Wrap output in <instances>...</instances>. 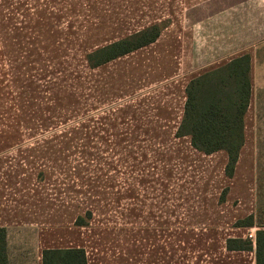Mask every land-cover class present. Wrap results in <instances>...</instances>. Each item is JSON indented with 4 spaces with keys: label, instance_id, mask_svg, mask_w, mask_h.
Instances as JSON below:
<instances>
[{
    "label": "crops",
    "instance_id": "obj_1",
    "mask_svg": "<svg viewBox=\"0 0 264 264\" xmlns=\"http://www.w3.org/2000/svg\"><path fill=\"white\" fill-rule=\"evenodd\" d=\"M153 26L160 28L155 42L101 66L89 65L90 53ZM24 50L34 60L45 53L55 60L63 58L57 54L68 55L66 60L77 55L99 77L122 81L95 82L100 100L111 107L93 118L92 135L85 128L83 133H36L34 126L53 125L51 112L38 117L36 104L29 108V120L22 119L21 87L15 75L6 80L11 74L5 61L20 60ZM244 54L251 57V98L245 143L229 178L224 151L199 152L177 131L189 82ZM116 62L117 68L111 67ZM259 88L264 89V0H0V228L7 231L9 263L43 264L46 251L84 250L87 264H256L254 251L229 250L227 240H254L257 230L235 226L255 211V203L245 209L237 195L242 203L234 207L232 191ZM121 90L123 103L111 102ZM90 137L108 143L93 156L114 157L108 165L93 166L96 201L85 196L83 159L71 168L61 155L70 147L74 151L68 141ZM38 140L50 143L22 146ZM146 142H158L162 149L171 142L161 164L173 149L186 164L197 155L222 154L225 200L218 184L210 194L209 181L166 180L176 172L174 165L150 164ZM75 148L77 157L86 153L84 144ZM52 151L56 159L48 154ZM230 209V216L222 214ZM87 211L88 224H76Z\"/></svg>",
    "mask_w": 264,
    "mask_h": 264
},
{
    "label": "rangeland",
    "instance_id": "obj_2",
    "mask_svg": "<svg viewBox=\"0 0 264 264\" xmlns=\"http://www.w3.org/2000/svg\"><path fill=\"white\" fill-rule=\"evenodd\" d=\"M40 56L43 57L35 60L29 59L28 51L24 50L22 51V57L20 60L5 61L6 74H11V76H6V80H12L15 75V83L21 87V109L22 111L24 110L22 113V119L29 120L33 113L32 110L30 115L29 108L31 107V109H33L34 104H36L38 117H43L45 113L49 111L53 118V125L50 126L51 129L40 130V126H34L33 130L36 131V133L45 135H48L49 133L61 134L65 132L83 133V129L85 128V131L92 135L95 130V126L92 123L93 118L103 116V114L108 111L107 108L111 107V105L108 104L107 99L100 100L98 93H96L95 82L98 83L99 80H102L105 84L113 83L115 86L122 84V81H119L117 76L107 78L104 76L99 77V74L90 71L80 59L81 57L78 58L77 55L76 57L73 56L74 58H70V60L63 59L68 55L61 54L54 55V57H63L58 60L52 59L51 57L53 55L51 53H45ZM115 66H117V62L111 67ZM121 91L122 92L118 91V93H116L117 99L111 102H114L115 104L123 103L125 93L124 90ZM34 97H36V99H34ZM99 102H102V104H99ZM49 106L52 107V111L48 109ZM251 113V124L248 126L249 140H247V145L240 164L241 170L234 182V189L232 191L233 198L235 199L232 202V205L236 207L239 202H243L242 204H244L245 209L250 208V205H254L256 201V177L257 175L264 173V89L259 88L256 91ZM64 117H67L68 123L63 121L65 120ZM83 122L84 125H82ZM47 143H50V141H25L22 142V146L37 145L38 148H41L43 145L46 146ZM58 143L62 142L53 141V144ZM68 143L74 145V151L72 150L73 148L70 147L68 148V155H65V151H60L59 154L62 152L61 155L63 159L67 161L68 166L71 168L76 166L78 160L80 161V159H83V165L85 166L84 177L86 199L93 201L94 198L95 201L98 200L96 194L98 190H95L93 187L94 176L97 175V173L94 172L93 166L108 165L114 160V157L108 155L102 156L97 153L93 156V151L107 147L108 143L93 139L92 137H90V139H85L84 141L70 140ZM157 143L158 142H146L142 145L150 151V156L148 157L150 164L156 163V161L158 164H161V161H163V155L169 150L170 146H168V144L171 142H165V147L163 149L162 144L160 147ZM77 144H79V147L84 144L86 153L83 157L76 156L75 145ZM135 146L140 148L141 143L136 142ZM158 149H160V152H158ZM152 150L155 152L152 153ZM48 154L52 155V159L57 158L55 151H52V153L48 152ZM41 156L45 155L42 153ZM197 156V158L191 160L188 159V162L196 160L195 162L186 164L184 163L185 159L183 157L181 158L176 150L173 149L171 156H165L166 164H161L165 167L174 165L176 171L174 174H170L171 177H167L166 180L174 176L173 179L180 180L183 184H190L191 182H196V180H204L205 182L209 181L213 184L210 185V194H215V192H217L218 185L223 188L221 191V193H223L225 187L222 183H225V181L220 177V164L223 155L217 154L212 157ZM183 191L185 195L186 189L182 188V192ZM188 192L191 191L189 190ZM261 192H264V186ZM103 193L106 197H109L108 189H104ZM237 195L242 202L238 200ZM232 212L233 211L230 209V211H223L222 214L226 213L227 216H230L229 214ZM88 213L89 212L87 211L85 215L86 217ZM86 217L85 219L89 221L90 217ZM254 232H256V229H254Z\"/></svg>",
    "mask_w": 264,
    "mask_h": 264
},
{
    "label": "trees",
    "instance_id": "obj_3",
    "mask_svg": "<svg viewBox=\"0 0 264 264\" xmlns=\"http://www.w3.org/2000/svg\"><path fill=\"white\" fill-rule=\"evenodd\" d=\"M160 28L153 26L118 43L100 48L87 56L92 68L145 47L157 40ZM251 57L244 54L192 79L186 88L183 119L177 131L188 136L193 148L204 154L224 151L228 156L226 176L235 173L245 143V115L251 98ZM264 173L256 177L255 211L235 223L237 227H256L254 240L228 239L229 250H252L256 264H264ZM226 197V190L221 201ZM91 217V213L86 218ZM78 225H87L79 218ZM0 264H10L7 255V231L0 228ZM43 264H87L84 250L46 251Z\"/></svg>",
    "mask_w": 264,
    "mask_h": 264
}]
</instances>
